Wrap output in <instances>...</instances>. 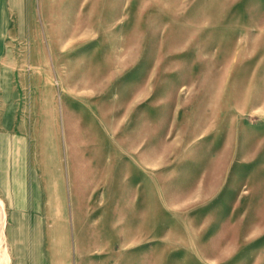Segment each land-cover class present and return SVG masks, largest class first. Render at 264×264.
<instances>
[{"label":"rangeland","instance_id":"rangeland-1","mask_svg":"<svg viewBox=\"0 0 264 264\" xmlns=\"http://www.w3.org/2000/svg\"><path fill=\"white\" fill-rule=\"evenodd\" d=\"M0 264H264V0H0Z\"/></svg>","mask_w":264,"mask_h":264},{"label":"crops","instance_id":"crops-1","mask_svg":"<svg viewBox=\"0 0 264 264\" xmlns=\"http://www.w3.org/2000/svg\"><path fill=\"white\" fill-rule=\"evenodd\" d=\"M7 175V170L6 171H4L3 172V176L4 177H7L6 176ZM1 180H3V178H1ZM8 184V186L9 185H11L12 186V184H9V183H7ZM2 185V184H1ZM4 185V184H3ZM4 186H6V185H4ZM7 187V186H6ZM13 189V188H12ZM15 195L14 196H16V198H18V200L17 201H19V202H21V203H17V206H20V207H23L22 205H24V201H23V191H22V187H20L19 189H17V188H15ZM14 193V192H13ZM10 194H12V191L10 190ZM16 204V203H15ZM8 220H9V217H8V215H7V225H8ZM7 225H6V228H7ZM22 228H24V226L22 227ZM20 239H24V238H20ZM19 242H20V244H21V240H19ZM18 242V243H19Z\"/></svg>","mask_w":264,"mask_h":264},{"label":"bare ground","instance_id":"bare-ground-1","mask_svg":"<svg viewBox=\"0 0 264 264\" xmlns=\"http://www.w3.org/2000/svg\"><path fill=\"white\" fill-rule=\"evenodd\" d=\"M1 206H2V205H1ZM2 208H3V207H2ZM4 209H5V208H4ZM4 211H5V210H4ZM2 217H3V216H2ZM2 219H3V218H2ZM5 219H6V217H5ZM1 222H2V221H1ZM5 223H6V222H5ZM5 223L3 224V226H6ZM4 229H5L4 227L1 228V230H3V231H4ZM4 234H5V233H4Z\"/></svg>","mask_w":264,"mask_h":264}]
</instances>
